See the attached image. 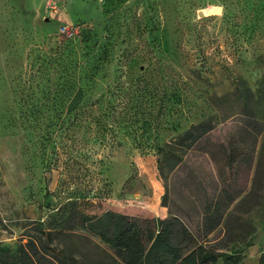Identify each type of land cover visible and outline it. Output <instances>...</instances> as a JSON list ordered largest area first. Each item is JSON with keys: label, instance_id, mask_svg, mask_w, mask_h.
<instances>
[{"label": "rangeland", "instance_id": "374dc122", "mask_svg": "<svg viewBox=\"0 0 264 264\" xmlns=\"http://www.w3.org/2000/svg\"><path fill=\"white\" fill-rule=\"evenodd\" d=\"M71 37L91 100H111L131 70L158 85L153 101L166 96L146 144L57 158L42 127L22 123L16 83ZM198 125L196 140L185 136ZM207 199L221 217L210 234ZM75 209L179 217L205 246L264 264V0H0V246H40L41 220L80 264H113L99 237L64 226Z\"/></svg>", "mask_w": 264, "mask_h": 264}, {"label": "trees", "instance_id": "16d2710c", "mask_svg": "<svg viewBox=\"0 0 264 264\" xmlns=\"http://www.w3.org/2000/svg\"><path fill=\"white\" fill-rule=\"evenodd\" d=\"M81 33L82 40L87 39L89 32L84 29ZM78 50L74 38L63 39L49 51H42L28 67L26 76L18 80L15 103L22 123L42 127L43 141L53 143L57 158L82 156L90 143L109 149L121 146L120 139L126 137L134 139L139 147L146 144L152 133L160 132L166 96L153 101L152 91L158 85L142 75L135 76L131 70L119 76L109 89L111 100L105 95L91 100L83 66L76 57ZM199 128H190L185 136L196 140ZM50 183L51 177L46 179V193ZM213 209L207 199V234L221 222V217L212 221ZM61 220L69 230L81 227L108 244L113 250V264H240L236 253L217 252L205 246L201 237L175 216L144 219L108 210L90 217L75 209ZM38 222L43 236L40 246L33 240L15 248L0 246L2 264H47L49 260L57 264L81 263L74 255L51 246V231L43 230L41 220Z\"/></svg>", "mask_w": 264, "mask_h": 264}, {"label": "built area", "instance_id": "2783aa9c", "mask_svg": "<svg viewBox=\"0 0 264 264\" xmlns=\"http://www.w3.org/2000/svg\"><path fill=\"white\" fill-rule=\"evenodd\" d=\"M64 32H66L70 36L72 35V33L70 31H64Z\"/></svg>", "mask_w": 264, "mask_h": 264}, {"label": "crops", "instance_id": "0c3cea01", "mask_svg": "<svg viewBox=\"0 0 264 264\" xmlns=\"http://www.w3.org/2000/svg\"><path fill=\"white\" fill-rule=\"evenodd\" d=\"M165 212H162V214H164Z\"/></svg>", "mask_w": 264, "mask_h": 264}]
</instances>
